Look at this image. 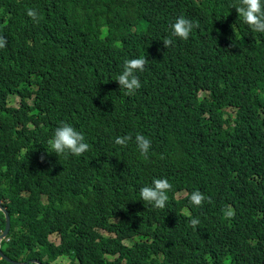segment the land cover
I'll use <instances>...</instances> for the list:
<instances>
[{
	"label": "trees",
	"instance_id": "16d2710c",
	"mask_svg": "<svg viewBox=\"0 0 264 264\" xmlns=\"http://www.w3.org/2000/svg\"><path fill=\"white\" fill-rule=\"evenodd\" d=\"M234 5L238 0H0L7 258L264 264V34L252 32ZM30 8L39 23L27 16ZM181 15L199 26L166 48ZM139 57L147 59L137 73L141 87L125 95L110 81ZM63 123L84 135L89 151L53 152L49 141ZM137 134L151 141L147 156ZM125 135L133 138L127 147L115 144ZM156 178L173 186L162 210L140 198ZM197 190L211 203L192 205ZM4 228L0 211V234ZM0 264L11 263L0 257Z\"/></svg>",
	"mask_w": 264,
	"mask_h": 264
},
{
	"label": "clouds",
	"instance_id": "9594fccd",
	"mask_svg": "<svg viewBox=\"0 0 264 264\" xmlns=\"http://www.w3.org/2000/svg\"><path fill=\"white\" fill-rule=\"evenodd\" d=\"M233 7L238 15L243 18V22L249 26L252 32L264 34V0H238V5H234ZM26 14L34 22L39 23L40 16L36 9H27ZM198 26V24H195L183 15L179 16L171 25V36L163 40L164 46L168 48L173 45V39L171 37H177L185 41L188 40L193 29ZM6 45V39L0 35V49L5 48ZM146 64V57L126 60L123 65V71L118 77L111 79L110 85L112 87L114 85L116 87L120 85V88L124 90L125 95H133L141 87V82L137 73L145 71ZM132 139L131 135L118 136L115 138V144L127 147ZM135 143L140 153L147 156L151 148L150 139L142 134H137L135 136ZM49 144L58 157L69 154L79 157L89 151L90 148V145L85 142L84 135L68 123H63L55 129ZM172 188L173 186L168 179L156 178L153 179L151 186H145L140 189V198L145 204L152 206L154 209L162 210L167 206L169 201L168 193ZM189 199L191 204L197 207H202L205 201L211 203V198L206 197L198 190L193 191L190 194ZM226 217L233 218L234 211L229 209L226 212ZM190 223L193 228H196L200 221L198 218H193ZM3 240H6V237L0 240V249Z\"/></svg>",
	"mask_w": 264,
	"mask_h": 264
},
{
	"label": "water",
	"instance_id": "95a60500",
	"mask_svg": "<svg viewBox=\"0 0 264 264\" xmlns=\"http://www.w3.org/2000/svg\"><path fill=\"white\" fill-rule=\"evenodd\" d=\"M0 211L4 214V217H5V228L2 232V234L0 235V240L5 238L6 235L8 234L9 232V228H10V218H9V215L6 211L5 208H3L1 205H0ZM0 257L4 260H6L7 262L11 263V264H27V263H21V262H16V261H13V260H10L9 258H7L1 251L0 249ZM36 262V261H35ZM37 264H41L39 262H36Z\"/></svg>",
	"mask_w": 264,
	"mask_h": 264
},
{
	"label": "rangeland",
	"instance_id": "374dc122",
	"mask_svg": "<svg viewBox=\"0 0 264 264\" xmlns=\"http://www.w3.org/2000/svg\"><path fill=\"white\" fill-rule=\"evenodd\" d=\"M178 197H181V196H180V195H178V196H177V198H178ZM52 240H54V239L52 238ZM126 244H127V243H126ZM60 263H65V261H63V260H60Z\"/></svg>",
	"mask_w": 264,
	"mask_h": 264
}]
</instances>
